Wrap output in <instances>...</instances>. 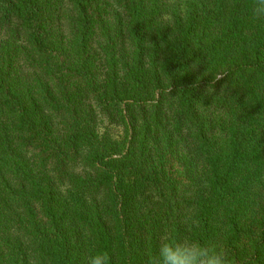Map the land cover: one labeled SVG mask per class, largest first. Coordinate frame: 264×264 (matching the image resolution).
I'll return each mask as SVG.
<instances>
[{
    "label": "trees",
    "instance_id": "16d2710c",
    "mask_svg": "<svg viewBox=\"0 0 264 264\" xmlns=\"http://www.w3.org/2000/svg\"><path fill=\"white\" fill-rule=\"evenodd\" d=\"M250 4L0 0V264H145L169 233L264 264Z\"/></svg>",
    "mask_w": 264,
    "mask_h": 264
},
{
    "label": "clouds",
    "instance_id": "9594fccd",
    "mask_svg": "<svg viewBox=\"0 0 264 264\" xmlns=\"http://www.w3.org/2000/svg\"><path fill=\"white\" fill-rule=\"evenodd\" d=\"M250 13L255 20L264 21V0H251ZM184 223L192 232L196 222L186 217ZM86 264H111V256L107 251L93 252L86 257ZM145 264H235V261L217 240L169 233L161 237L156 251L146 256Z\"/></svg>",
    "mask_w": 264,
    "mask_h": 264
}]
</instances>
